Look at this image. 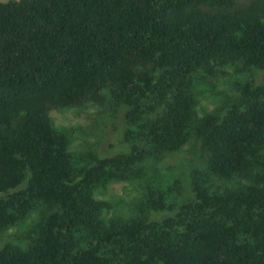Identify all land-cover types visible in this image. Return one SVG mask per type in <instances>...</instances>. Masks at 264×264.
Returning <instances> with one entry per match:
<instances>
[{"label":"trees","instance_id":"1","mask_svg":"<svg viewBox=\"0 0 264 264\" xmlns=\"http://www.w3.org/2000/svg\"><path fill=\"white\" fill-rule=\"evenodd\" d=\"M230 63L264 71V0L0 1V232L32 219L0 264H264V83L198 110ZM89 101L122 112L127 151L70 147L50 110ZM191 140L185 190L148 175ZM125 180L143 201L109 215Z\"/></svg>","mask_w":264,"mask_h":264},{"label":"rangeland","instance_id":"2","mask_svg":"<svg viewBox=\"0 0 264 264\" xmlns=\"http://www.w3.org/2000/svg\"><path fill=\"white\" fill-rule=\"evenodd\" d=\"M245 1L239 0L240 3H245ZM262 71L257 73L255 69L243 70L235 63L224 66L218 65L215 74L210 76V81L216 84L214 90L198 93L200 116L216 109L225 99L237 95V81H243L242 78L245 76L254 73L257 80L264 83V71ZM50 115L58 127L72 129L70 147L74 150L83 151L92 147L104 156H112L125 152L130 148V143L122 141L124 122L121 111L114 114L111 111L101 109L100 105L94 101H89L81 106L52 108ZM198 144L200 143L191 140L184 145L181 151L168 154L159 162H154L152 159L147 160L145 164L148 168V175L155 168L161 169V171L170 168L176 174L182 172V177L179 176L181 178L180 187L181 190H185L188 185L185 170L189 173L187 166L197 160L194 148ZM216 182H218L219 188L223 186L222 179H216ZM142 185L138 180L117 181L112 183L105 192L98 193V196L113 202L114 206L109 215L131 216L135 213L132 204L138 202L137 204L141 205L143 201L145 189ZM190 196L191 194H187L185 198L187 199ZM172 213L173 211L164 209L153 212L152 218L161 220ZM31 221L32 219L29 218L24 223L27 225ZM24 223L20 222L17 225L10 226L8 230L0 232V251L6 242L18 240V233L24 228Z\"/></svg>","mask_w":264,"mask_h":264}]
</instances>
